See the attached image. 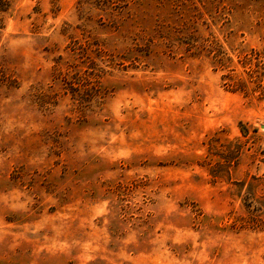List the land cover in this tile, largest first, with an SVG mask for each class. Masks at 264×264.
<instances>
[{"label":"rangeland","instance_id":"rangeland-1","mask_svg":"<svg viewBox=\"0 0 264 264\" xmlns=\"http://www.w3.org/2000/svg\"><path fill=\"white\" fill-rule=\"evenodd\" d=\"M0 264H264V0H0Z\"/></svg>","mask_w":264,"mask_h":264}]
</instances>
